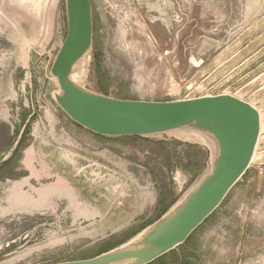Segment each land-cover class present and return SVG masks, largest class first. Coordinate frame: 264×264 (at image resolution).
I'll list each match as a JSON object with an SVG mask.
<instances>
[{"label": "rangeland", "instance_id": "rangeland-1", "mask_svg": "<svg viewBox=\"0 0 264 264\" xmlns=\"http://www.w3.org/2000/svg\"><path fill=\"white\" fill-rule=\"evenodd\" d=\"M93 46L74 75L117 100L228 94L253 104L262 139L249 170L188 241L151 264H264V0H91ZM37 12V13H36ZM65 0H0V264L94 258L153 224L210 171L196 134L105 137L56 104L51 67ZM209 148V147H208Z\"/></svg>", "mask_w": 264, "mask_h": 264}, {"label": "water", "instance_id": "water-1", "mask_svg": "<svg viewBox=\"0 0 264 264\" xmlns=\"http://www.w3.org/2000/svg\"><path fill=\"white\" fill-rule=\"evenodd\" d=\"M67 35L51 76L54 100L76 124L105 137H147L172 132L201 136L211 151L210 172L185 198L128 243L87 260L59 264H151L185 244L249 170L261 115L228 94L171 102L117 100L79 85L74 75L93 46L91 0H65ZM75 79V78H74Z\"/></svg>", "mask_w": 264, "mask_h": 264}, {"label": "crops", "instance_id": "crops-1", "mask_svg": "<svg viewBox=\"0 0 264 264\" xmlns=\"http://www.w3.org/2000/svg\"><path fill=\"white\" fill-rule=\"evenodd\" d=\"M207 149L210 152V158H211L212 157L211 151H210V149L208 147H207ZM210 168H211V162H210ZM206 175L207 174H205L204 176H206ZM199 181L197 182V184L199 183ZM147 191L149 192V195L147 197V200L143 204L144 205L143 209L139 210L136 214H134L132 219L127 224L119 225L118 226L119 228L131 227V224H129V223L135 222L137 219H138V222H140V220H139L140 217H144V220L148 221L149 219H152V218L154 219V218H156L159 215L160 217L158 219L156 218L155 220H153L154 221L153 224H154L156 221H158L160 218H162L166 213H168L172 208H174L178 204L177 203L176 205H174L173 207H170V208H165L164 207L162 209L161 207H158L157 198L160 195H159V191L157 190L155 185L154 184H149L148 188H147Z\"/></svg>", "mask_w": 264, "mask_h": 264}, {"label": "bare ground", "instance_id": "bare-ground-1", "mask_svg": "<svg viewBox=\"0 0 264 264\" xmlns=\"http://www.w3.org/2000/svg\"><path fill=\"white\" fill-rule=\"evenodd\" d=\"M37 13V12H36ZM73 80L75 81V79L73 78ZM183 99V98H182ZM241 99V98H240ZM249 103V102H248ZM253 105V104H252ZM254 106V105H253ZM262 115V114H261ZM263 116V115H262ZM262 131H263V123H262V119H261V131H260V136H259V141L262 139ZM259 141H258V143H259ZM257 149H258V145H257V147H256V150H255V154H254V157H253V161L255 160V157H256V155H257ZM253 161H252V163H253Z\"/></svg>", "mask_w": 264, "mask_h": 264}, {"label": "built area", "instance_id": "built-area-1", "mask_svg": "<svg viewBox=\"0 0 264 264\" xmlns=\"http://www.w3.org/2000/svg\"><path fill=\"white\" fill-rule=\"evenodd\" d=\"M203 94H204V93H203ZM203 94L200 95L199 97H201V96H212L209 92H207L206 95H203ZM184 99H190V98H184ZM180 100H183V99H180Z\"/></svg>", "mask_w": 264, "mask_h": 264}]
</instances>
